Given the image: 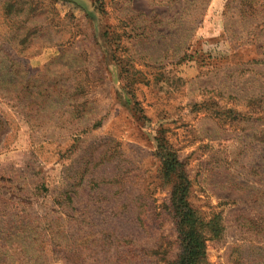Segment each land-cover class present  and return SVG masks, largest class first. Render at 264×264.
<instances>
[{"label":"rangeland","instance_id":"obj_1","mask_svg":"<svg viewBox=\"0 0 264 264\" xmlns=\"http://www.w3.org/2000/svg\"><path fill=\"white\" fill-rule=\"evenodd\" d=\"M101 1L0 0V264H171L161 135L220 229L201 264H264V0H211L197 24L188 0ZM97 177L123 253L84 238ZM115 180L136 198L120 217Z\"/></svg>","mask_w":264,"mask_h":264},{"label":"trees","instance_id":"obj_2","mask_svg":"<svg viewBox=\"0 0 264 264\" xmlns=\"http://www.w3.org/2000/svg\"><path fill=\"white\" fill-rule=\"evenodd\" d=\"M94 1L96 3L98 2V0ZM210 1L211 0H203L201 4L198 0H188L190 6H192V10L189 12L190 20L192 22L196 24L200 22L203 16V12L209 5ZM99 2L101 3L102 1L99 0ZM97 9L98 11H103V5H98ZM109 31L110 30L107 27V30L104 33V37L108 38ZM183 44L184 43H182V48H185V45ZM114 53L115 51H113V54ZM156 142L157 155L161 162L162 178L169 181L171 184L168 211L170 212V216L172 217L173 223L175 225L179 243V253L177 254L176 259L171 264H201L206 255V238L210 232L213 234H217L219 232L220 229L218 223L215 220L206 221L189 203L188 198L191 181L187 175L184 164L180 161L176 152L170 148L163 135L156 137ZM87 180H89V182L86 186L91 192L92 197L95 198V200L93 201L95 204L93 207V213L97 215L98 218H96L94 221V223L97 222L96 224L93 223L94 225L91 226V228L85 229L84 238L90 234L89 238L92 239V243L95 247L103 242L108 247H111L113 245V248L116 249L117 253H123V249L125 247L132 245L134 241H136L135 237H133L134 233H125L118 222H112L110 225L104 222L107 219L105 215H110L113 213L111 203L108 201L104 202V200H106V198L108 197L104 195L106 188L100 190L99 187L102 186V181L99 182L100 179L98 177ZM119 182L121 181L115 180L111 183V186L115 187L113 191L114 194L118 196L122 195V197H120V199L122 200L120 204V210L117 211L118 213L114 212V215L116 217L124 215V213L127 212L130 208L135 207L136 204V198L134 197L131 200L132 203L128 202L127 197L123 198V195L125 194L123 189L125 188V186ZM43 188L45 191H47L45 186ZM66 196L68 197L70 202H74V198L69 192L66 193ZM73 204L74 203H72V206L70 207L73 213V217L77 216V219L81 218L83 222H86L85 220H88L85 217L86 212L83 213V210L78 209ZM138 208L139 213L136 216V221H138L139 225L143 227L146 222L144 218H146V215L148 214L147 206L143 202H141L138 205ZM28 227L29 225L25 224L22 232L20 230V234L22 235L26 233V228ZM51 232H53L54 234V229H52ZM7 233L9 235H12L10 231H8ZM21 235V239H28V236H24L25 238H23ZM21 254L23 264H25L26 257L28 256V251L23 248L21 249ZM131 258H133V261H131L132 264H137L139 256L136 255L135 252L131 254ZM127 259L128 258L122 260V257H117L115 258V260H113V263L127 264ZM97 263L102 262L97 261Z\"/></svg>","mask_w":264,"mask_h":264}]
</instances>
